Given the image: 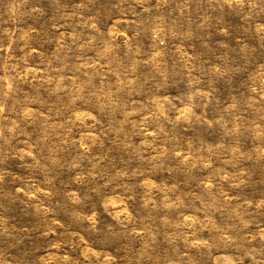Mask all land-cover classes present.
<instances>
[{
    "label": "rangeland",
    "instance_id": "rangeland-1",
    "mask_svg": "<svg viewBox=\"0 0 264 264\" xmlns=\"http://www.w3.org/2000/svg\"><path fill=\"white\" fill-rule=\"evenodd\" d=\"M0 264H264V0H0Z\"/></svg>",
    "mask_w": 264,
    "mask_h": 264
}]
</instances>
